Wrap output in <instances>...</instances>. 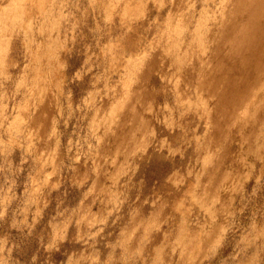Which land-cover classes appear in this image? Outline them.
<instances>
[{"label":"clouds","instance_id":"1","mask_svg":"<svg viewBox=\"0 0 264 264\" xmlns=\"http://www.w3.org/2000/svg\"><path fill=\"white\" fill-rule=\"evenodd\" d=\"M0 264H264V0H0Z\"/></svg>","mask_w":264,"mask_h":264}]
</instances>
